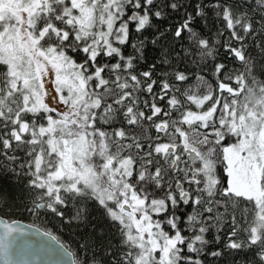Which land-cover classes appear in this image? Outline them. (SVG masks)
Instances as JSON below:
<instances>
[{"label":"snow or ice","instance_id":"6c2138e0","mask_svg":"<svg viewBox=\"0 0 264 264\" xmlns=\"http://www.w3.org/2000/svg\"><path fill=\"white\" fill-rule=\"evenodd\" d=\"M0 212V264H264V0H0Z\"/></svg>","mask_w":264,"mask_h":264},{"label":"trees","instance_id":"16d2710c","mask_svg":"<svg viewBox=\"0 0 264 264\" xmlns=\"http://www.w3.org/2000/svg\"><path fill=\"white\" fill-rule=\"evenodd\" d=\"M0 215H3L2 212H0ZM9 218H12V219H20V220H24L25 222L29 223V224H32V223H37L38 224V227H49V228H52V224H48V223H40V222H37V221H34L31 217H24V216H21V215H14V216H11ZM53 231L55 232V228H53ZM59 235L64 238V239H67V237H64L63 236V233H59Z\"/></svg>","mask_w":264,"mask_h":264},{"label":"water","instance_id":"95a60500","mask_svg":"<svg viewBox=\"0 0 264 264\" xmlns=\"http://www.w3.org/2000/svg\"><path fill=\"white\" fill-rule=\"evenodd\" d=\"M25 224H29V223L25 222ZM32 235L34 236V233Z\"/></svg>","mask_w":264,"mask_h":264}]
</instances>
